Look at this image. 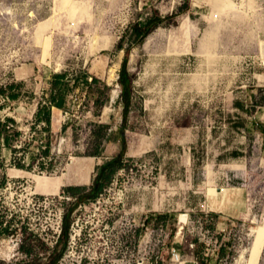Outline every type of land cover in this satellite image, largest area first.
Masks as SVG:
<instances>
[{
    "label": "rangeland",
    "instance_id": "1",
    "mask_svg": "<svg viewBox=\"0 0 264 264\" xmlns=\"http://www.w3.org/2000/svg\"><path fill=\"white\" fill-rule=\"evenodd\" d=\"M158 17L128 58L126 166L73 208L55 261L64 189L122 152L120 41ZM263 44L264 0H0V123L19 133L0 134V264H264ZM65 72L109 90L69 92L47 132L33 116Z\"/></svg>",
    "mask_w": 264,
    "mask_h": 264
},
{
    "label": "trees",
    "instance_id": "2",
    "mask_svg": "<svg viewBox=\"0 0 264 264\" xmlns=\"http://www.w3.org/2000/svg\"><path fill=\"white\" fill-rule=\"evenodd\" d=\"M166 20V18H155L151 19V23H149L147 26L143 24H135L133 26H130V28L127 30V33L125 36L122 37V40L119 44V49H123L124 43L126 41V36L128 35L127 43L130 44L129 48L126 50V56L123 62L122 69L119 73V81L118 85L120 87L121 93L119 102L123 106V117H124V125L120 128V138L122 143V152L109 159L104 161L101 165L97 166L95 169V175L91 178V183L89 186H82V187H67L64 189L65 193H67L70 197L74 199V203H72V209L67 210L62 217V226H61V233L58 239V244H62L60 251L58 252L55 261L60 258V256L63 254V251L66 246V241L68 239V230L70 225V214L74 207H76L79 204H84L88 202L96 201L105 191V189L112 183L115 175L123 170L125 168V159H124V152L126 149V139H125V123L126 119L130 110V107L132 105V98H133V89H134V82L135 77L133 74H131L128 70L127 64H128V58L130 54L131 47L137 46V44H141L144 42L145 38L149 35L151 30L158 26L163 24V22ZM90 80V82H89ZM67 73H60V74H54L51 76L49 85L50 89L48 92L43 93V100L42 102H39L36 108V111L33 116V122L35 124H43V130L49 132L50 126H51V113L52 108H56L59 110L64 111L65 104H66V98L67 94L69 92H72L73 90L83 87H92L93 85H104L106 90H109V88L106 86L105 83H101L99 80H97L94 77L89 76L86 72L79 73L74 79L72 86H68L67 84ZM13 87H10V90ZM18 97L17 94L10 93L8 95L9 99H16ZM104 101H99V99H96L93 102V106L95 108L94 113H99V110H101V106L103 105ZM11 123V126H13L14 121L12 118H6L3 123H0V127L2 130L0 131V134L3 136V142L4 145L9 146L10 139L19 133L15 131L13 135L9 133V129L11 127H8V124ZM100 128H104V126L100 125ZM65 126L62 127V131H64ZM261 134L264 139V129H261ZM105 136V135H104ZM98 144V142H96ZM100 144V142H99ZM44 155L48 154L50 152L49 143L46 144V148L42 151ZM99 151L95 152L94 155H98ZM18 168L24 169L23 166L20 164H16ZM5 231H7V228H4ZM56 246L54 251H56ZM29 251L25 250V254H28Z\"/></svg>",
    "mask_w": 264,
    "mask_h": 264
},
{
    "label": "bare ground",
    "instance_id": "3",
    "mask_svg": "<svg viewBox=\"0 0 264 264\" xmlns=\"http://www.w3.org/2000/svg\"><path fill=\"white\" fill-rule=\"evenodd\" d=\"M261 50H262V54H263V56H264V44L261 46ZM113 79H114V76H113ZM112 78H111V80H113ZM110 80V79H109ZM115 93V92H114Z\"/></svg>",
    "mask_w": 264,
    "mask_h": 264
},
{
    "label": "crops",
    "instance_id": "4",
    "mask_svg": "<svg viewBox=\"0 0 264 264\" xmlns=\"http://www.w3.org/2000/svg\"><path fill=\"white\" fill-rule=\"evenodd\" d=\"M53 109L54 108H52V113H51V117H52V114H53ZM59 110V109H58ZM60 111V113L62 114L63 113V111L62 110H59Z\"/></svg>",
    "mask_w": 264,
    "mask_h": 264
},
{
    "label": "built area",
    "instance_id": "5",
    "mask_svg": "<svg viewBox=\"0 0 264 264\" xmlns=\"http://www.w3.org/2000/svg\"><path fill=\"white\" fill-rule=\"evenodd\" d=\"M217 18H218V15L217 14H214L213 19H217Z\"/></svg>",
    "mask_w": 264,
    "mask_h": 264
}]
</instances>
